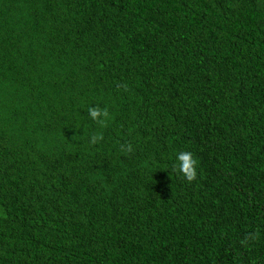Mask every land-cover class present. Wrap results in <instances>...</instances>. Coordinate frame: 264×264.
<instances>
[{"label":"trees","instance_id":"16d2710c","mask_svg":"<svg viewBox=\"0 0 264 264\" xmlns=\"http://www.w3.org/2000/svg\"><path fill=\"white\" fill-rule=\"evenodd\" d=\"M0 264H264V0H0Z\"/></svg>","mask_w":264,"mask_h":264},{"label":"clouds","instance_id":"9594fccd","mask_svg":"<svg viewBox=\"0 0 264 264\" xmlns=\"http://www.w3.org/2000/svg\"><path fill=\"white\" fill-rule=\"evenodd\" d=\"M88 111L91 119L101 124H103L105 122V119L108 117V112L105 109L90 107ZM96 139H98V137L94 135L92 137V140L95 141ZM176 162L178 171L183 173L189 181L193 180L196 177L197 160L192 152L187 150L177 152Z\"/></svg>","mask_w":264,"mask_h":264}]
</instances>
